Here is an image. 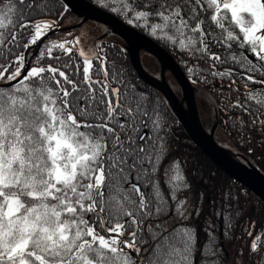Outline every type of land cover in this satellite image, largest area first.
Here are the masks:
<instances>
[{
    "label": "snow or ice",
    "instance_id": "6c2138e0",
    "mask_svg": "<svg viewBox=\"0 0 264 264\" xmlns=\"http://www.w3.org/2000/svg\"><path fill=\"white\" fill-rule=\"evenodd\" d=\"M98 2L182 53L237 139L264 145V0ZM64 11L0 0V264H222L157 99L107 46L51 39ZM249 249L264 264V233Z\"/></svg>",
    "mask_w": 264,
    "mask_h": 264
},
{
    "label": "rangeland",
    "instance_id": "374dc122",
    "mask_svg": "<svg viewBox=\"0 0 264 264\" xmlns=\"http://www.w3.org/2000/svg\"><path fill=\"white\" fill-rule=\"evenodd\" d=\"M67 12H71L72 14L67 15ZM61 17L62 18L59 22L60 27L74 25L78 23L82 18L80 15H76L74 12H72L69 9L62 12ZM106 30L107 28L104 23L98 20H89L86 23H84L80 28L55 33V35L51 36V39L61 40L64 38L71 39L72 37H78L82 41V46L85 47L86 49L88 48L94 49L98 43L107 46V49H110V46L112 45L115 46L114 47L115 49L118 46L120 47L124 45L125 42L116 34H108L106 37H103V39H101L102 35L106 32ZM38 51H39V48H37L36 46H34L33 49H29V52L31 53L32 56H36L38 54ZM137 51H138L141 66L144 69V71L150 77L160 80L161 65L159 61L153 58V56L150 53H148L147 51L141 48H138ZM125 62L126 61L124 59H120L119 65ZM120 66L122 67V65ZM163 77H164L165 84L169 86L170 89L177 95V97L181 101V105L183 107L185 114L188 115L187 106H186L185 101L182 100L181 90H180V86L177 80L175 79L173 74L170 72V70L167 68H165L163 71ZM190 82L192 83L191 80ZM192 86L194 88V95H195L197 110L199 114V119L205 131L207 133H210L211 129L215 130L213 139L215 140V142H217L222 147L224 148L227 147L229 151H226L225 153L229 156V158L231 157L234 158V154L236 150L241 151L242 153L245 154L246 153L245 151L251 148L246 143L248 140L246 139L244 141H241L237 139V135L235 134V132L231 129V127H229L228 124L225 123V121L228 120V118L226 117L224 113L225 111L222 110L220 107L213 106L212 100L210 99V97L213 96V94L209 93V90L202 84L192 83ZM217 103L219 104V98H217ZM179 134H180L179 135L180 137L185 138L182 132H179ZM187 136L191 140L188 133H187ZM239 144L243 146H240ZM254 148H257V147H254ZM204 156L207 157L205 154ZM201 169L203 170L202 174L204 173L203 176L197 177V179L195 180L193 179L192 181L194 185L201 186L200 188H197L198 196L200 195L202 191V193L206 194L213 201L212 203L218 204L219 201L227 203L228 200H229L228 203H232L233 202V200H231L232 196L230 194H228L229 196H227L226 194L227 191L224 190L222 192L221 190V188L225 189L226 186L231 185L227 183V180L224 179V176L218 173L217 174L206 173V172H209V170L204 168L203 165ZM223 174L225 173L223 172ZM217 175H220V176H217ZM227 177L230 178L229 176ZM233 185L238 186V189L243 190L242 187L244 186L240 185L238 182L234 181ZM203 187L206 190L203 191ZM245 193H241V197L238 200V203L240 202V204L243 205V208L241 209H243L244 211H248L249 207L253 206V208L251 209L250 214L247 215L246 220L244 221V226L241 225L242 220H243L242 217L240 218L238 217L235 220L234 224L231 225L230 228H226V232L228 234L223 237L225 241H221L222 237H221V234L219 233L220 234L219 240L221 242V247H225L227 249V252L229 253L228 255H226L225 253H223L222 255L224 264L250 263L251 261L250 259L251 252L249 249V245L251 244L253 237L258 234V231L260 229V220L262 217L261 216L262 205H261V202L255 197L254 199L252 197L251 200L247 199V195ZM203 201H204V198H203ZM252 202L255 203V205H253ZM208 205H209L208 207H210L211 203H208ZM208 207L206 209L209 212L210 208ZM253 216H255L254 219H253ZM249 231L252 232L253 234L252 236L248 235Z\"/></svg>",
    "mask_w": 264,
    "mask_h": 264
},
{
    "label": "water",
    "instance_id": "95a60500",
    "mask_svg": "<svg viewBox=\"0 0 264 264\" xmlns=\"http://www.w3.org/2000/svg\"><path fill=\"white\" fill-rule=\"evenodd\" d=\"M62 1L69 10L82 18L74 25L60 27L55 33L80 28L89 20H98L104 23L107 30L102 37L108 34H116L126 43L136 73L145 81L159 87L167 95L178 120L196 146L227 176L244 186L264 203V186L261 185L260 178L235 164L213 139L214 130L211 129L210 133H207L203 128L199 119L194 88L175 57L157 41L129 26L111 12L89 0ZM52 34L54 33L50 32L49 36ZM36 47L39 48V45ZM138 48L147 51L159 61L161 65L160 80L150 77L144 71L140 63ZM165 68L170 70L180 86L182 100L186 103L188 115L185 114L177 95L164 82L163 71ZM252 171L258 173L254 167H252Z\"/></svg>",
    "mask_w": 264,
    "mask_h": 264
},
{
    "label": "trees",
    "instance_id": "16d2710c",
    "mask_svg": "<svg viewBox=\"0 0 264 264\" xmlns=\"http://www.w3.org/2000/svg\"><path fill=\"white\" fill-rule=\"evenodd\" d=\"M89 1L95 5L103 8V9L109 11V9L103 7L101 5V3L98 2V0H89ZM60 3L62 5H64L66 10L68 9L62 0H60ZM109 12H111V11H109ZM71 14H72L71 12H67V15H71ZM115 16H117L123 22H125L120 16H118V15H115ZM129 26H131V25H129ZM131 27H133V26H131ZM133 28H135V27H133ZM135 29L144 33L148 37L152 38L153 40H155L159 44H161L164 48H166L175 57V59L177 60V62L179 63V65L181 66V68L183 69L185 74L187 75V77L189 78V76L186 72L185 65H184V59L185 58L183 57L182 53L173 50L172 46L167 44L166 42L157 40L156 38H153L152 36H150L147 33L146 30H144L142 28H135ZM53 35H55V33L50 35L49 37L51 38V36H53ZM46 39H48V37ZM107 50L112 52V53H118L119 56L121 57V59H124L126 61L125 63H121L120 65H122V69L124 71V75H125V78L127 80H129L132 84H135L140 90L152 95L155 99H157V101L160 105V110H161V112H162V114H163V116L167 122V125H168V131H169L168 142H169V145L171 148L169 159L174 158V159L179 160L181 162L182 169L184 170V172L186 174V178L192 185V197H191L192 203L195 205L197 202V198L200 197V195L198 196V194H197V188H200L201 186L194 185V183L192 181H193V179L194 180L197 179V177L203 176L204 173L202 174L203 170L201 169L202 165L204 168L209 170V172H206V173H210V174H217L218 173V174L224 176V179L227 180V183H229V185L231 184L230 186H226L227 188L225 187V189L221 188V190H222V192L224 190H226L227 196H229L228 194H230L232 196V199H231V200H233L232 203H228L229 200L227 201V203L221 202V201H219L218 204L212 203L213 201L206 194L202 193V191H201L200 194H203L202 205H201L202 212H201V215H199L198 217L194 215L192 218V225L197 229L198 240H199L200 244H204L206 242V231L209 229V224L211 225V230L214 234V241L213 242L218 247L222 264H224V261L222 259V255L224 252H223L222 247H221L219 235L221 234V237L223 239V237L228 234L226 232V228L231 227V226L229 227L228 225L229 224L233 225L235 220L239 217L240 211H241V208H243V205H241L240 202L238 203V200L241 197V193H245V191L238 189V186H234L233 185V182H234L233 179H230L225 174H223V172L216 165H214L207 157L204 156V154L200 151V149L196 146V144L188 138L187 133L185 132V129L183 127H181L182 125H181L180 121L178 120L177 115H176L168 97L166 96V94L161 89H159L158 87L152 85L151 83L145 81L144 79H142L141 77L136 75L130 66L128 58L125 56L123 57L122 52H120L119 50H115L114 45L110 46V49H107ZM213 51H215V49H213ZM236 87H241V83L239 80H237ZM250 87L255 88L257 86L250 85ZM212 94H213V96L215 95L214 93H212ZM243 99H244V97L242 96L241 100H243ZM225 115L228 118V115L226 113H225ZM179 132H182L184 134L185 138L180 137ZM235 134L238 135L237 133H235ZM252 140H255V141L257 140L255 138L254 133H253V138L251 139V141ZM196 170H198V171H196ZM220 175H217V176H220ZM204 190H206V189H204V187H203V191ZM203 198H204V201H203ZM208 203H211L210 207H208L209 206ZM207 207L210 208L209 212L206 209ZM218 211L224 212L225 216L228 217V219H223V218H220L217 215H215V212H218ZM206 218H207V221H206Z\"/></svg>",
    "mask_w": 264,
    "mask_h": 264
},
{
    "label": "flooded vegetation",
    "instance_id": "af4514ba",
    "mask_svg": "<svg viewBox=\"0 0 264 264\" xmlns=\"http://www.w3.org/2000/svg\"><path fill=\"white\" fill-rule=\"evenodd\" d=\"M101 39H103V38H101ZM108 46H110V45H108ZM115 50H119L120 52H122L123 57L125 56L128 58V61L130 63L132 70L135 72L136 75H138L135 71V68L133 67V65L131 63L129 51H128V48L126 47L125 43L123 46H120V47L118 46ZM214 133H215V130L213 131V138H214ZM253 141H255V140H252L250 142H248V141L246 142L248 144V146H250L251 148H249V150L245 151L246 152L245 154L242 153L241 151L236 150L235 154H234L235 159L232 157L230 159L235 164H237L238 166H240L244 170L248 171L249 173L256 174V176L258 178H260V180H261V185L264 186V145L258 143L257 140L254 143H253ZM250 143H251V145H250ZM240 146H243V145H240ZM219 147L222 148L225 152L229 151L227 149V147L224 148L221 145H219ZM254 147H257V148H254ZM252 167H254L258 171V173L261 175H259L256 172L254 173L252 171ZM242 189L246 192L245 194L247 195V199L251 200L252 197H253V199L255 197L256 199H258L261 202V205H262L261 216L262 217L260 220V229H259L258 233H264V203L258 197H256L252 192H250L248 189H246L245 187H242ZM252 204L255 205V203H253V202H252ZM252 208H253V206L249 207L248 211H244L243 209H241L240 215H239V218L242 217V219H243L241 225L244 226V221L246 220L247 215L250 214V211ZM254 218H255V216H253V219ZM221 241H225V239H221ZM222 250L226 255L229 254L225 247H222ZM262 255H264V253H262ZM250 259H251L250 263H236V264H254V260H259L260 256L258 255V256L254 257L253 254L251 253Z\"/></svg>",
    "mask_w": 264,
    "mask_h": 264
}]
</instances>
